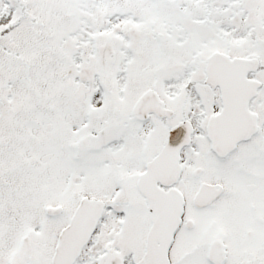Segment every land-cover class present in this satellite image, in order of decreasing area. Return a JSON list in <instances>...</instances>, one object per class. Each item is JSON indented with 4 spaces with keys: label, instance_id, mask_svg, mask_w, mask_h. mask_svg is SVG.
<instances>
[{
    "label": "snow or ice",
    "instance_id": "snow-or-ice-1",
    "mask_svg": "<svg viewBox=\"0 0 264 264\" xmlns=\"http://www.w3.org/2000/svg\"><path fill=\"white\" fill-rule=\"evenodd\" d=\"M0 264H264V0H0Z\"/></svg>",
    "mask_w": 264,
    "mask_h": 264
}]
</instances>
